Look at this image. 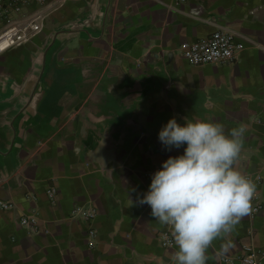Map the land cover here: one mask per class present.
<instances>
[{
    "label": "crops",
    "instance_id": "obj_1",
    "mask_svg": "<svg viewBox=\"0 0 264 264\" xmlns=\"http://www.w3.org/2000/svg\"><path fill=\"white\" fill-rule=\"evenodd\" d=\"M218 29L243 44L236 60L188 63L181 44ZM173 117L226 134L246 125L237 166L262 177L263 209L215 239L206 264L264 248V0H64L30 42L0 54V201L11 204L0 264H172L170 226L139 200L144 172L184 152L158 139ZM78 205L97 209L91 224L73 216Z\"/></svg>",
    "mask_w": 264,
    "mask_h": 264
},
{
    "label": "clouds",
    "instance_id": "obj_2",
    "mask_svg": "<svg viewBox=\"0 0 264 264\" xmlns=\"http://www.w3.org/2000/svg\"><path fill=\"white\" fill-rule=\"evenodd\" d=\"M246 131L241 124L226 134L221 123L185 118L181 125L175 117L159 131L166 150L186 147L162 163L139 203L170 226L178 249L172 264H206L212 242L230 234L251 212L256 185L237 166Z\"/></svg>",
    "mask_w": 264,
    "mask_h": 264
},
{
    "label": "built area",
    "instance_id": "obj_3",
    "mask_svg": "<svg viewBox=\"0 0 264 264\" xmlns=\"http://www.w3.org/2000/svg\"><path fill=\"white\" fill-rule=\"evenodd\" d=\"M64 0H0V54L18 46H22L42 31L48 14L63 4ZM185 0H175V6L184 3ZM243 44L236 41V34L228 29H218L209 37L181 44V54L191 65L204 64H231L237 54L242 50ZM160 168L148 169L144 176L151 180L152 175ZM256 185V192L251 201V216H256L263 209L258 186L262 182L260 175L244 174ZM54 187L48 190L51 199L55 197ZM10 203L0 201V208L7 209ZM73 216L81 217L90 223L97 215V209L93 206H75ZM23 226L35 224L36 219L22 217ZM35 226V225H34ZM36 227V226H35ZM34 229L36 230V228ZM97 231L94 227L88 228V245L94 247ZM166 244L173 245V239L169 234L163 235ZM224 264H264V248L255 247L252 244H244L242 252L236 257L224 256L221 258Z\"/></svg>",
    "mask_w": 264,
    "mask_h": 264
}]
</instances>
